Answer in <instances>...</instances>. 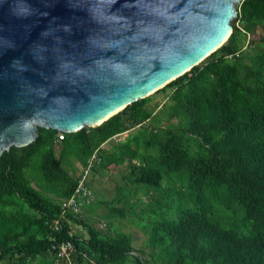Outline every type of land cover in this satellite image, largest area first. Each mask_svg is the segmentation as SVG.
I'll list each match as a JSON object with an SVG mask.
<instances>
[{
	"label": "trees",
	"instance_id": "16d2710c",
	"mask_svg": "<svg viewBox=\"0 0 264 264\" xmlns=\"http://www.w3.org/2000/svg\"><path fill=\"white\" fill-rule=\"evenodd\" d=\"M236 20L218 50L157 91L162 104L150 106L146 97L75 133L38 127L33 143L2 153L0 264L55 258L45 222L81 174L71 160L82 169L94 152L93 174L124 166L126 186L147 199L137 215L149 230L150 258L130 235L102 233L74 217L87 237L72 233L73 264H264V0H243ZM131 131L139 134L112 142ZM172 177L178 180L169 186ZM124 192L117 200L134 214L137 203ZM170 203L175 217L152 215ZM110 213L125 217L121 208ZM71 229L64 221L54 235L68 238Z\"/></svg>",
	"mask_w": 264,
	"mask_h": 264
},
{
	"label": "water",
	"instance_id": "95a60500",
	"mask_svg": "<svg viewBox=\"0 0 264 264\" xmlns=\"http://www.w3.org/2000/svg\"><path fill=\"white\" fill-rule=\"evenodd\" d=\"M242 1L0 0V156L38 127H98L190 71Z\"/></svg>",
	"mask_w": 264,
	"mask_h": 264
},
{
	"label": "rangeland",
	"instance_id": "374dc122",
	"mask_svg": "<svg viewBox=\"0 0 264 264\" xmlns=\"http://www.w3.org/2000/svg\"><path fill=\"white\" fill-rule=\"evenodd\" d=\"M238 6V5H237ZM234 25L236 27L240 26V23L237 21H232L231 25ZM152 98L150 101V106L154 105L155 103L162 104L164 101V94L155 92L152 95L148 96V98ZM161 108V106L159 107ZM158 108V109H159ZM151 123H149L150 125ZM139 134V131H131L129 133L122 134L121 136L114 138L115 140L112 141L115 144H117V141H126L130 137H133L134 135ZM122 143V142H121ZM114 144V145H115ZM117 146V145H115ZM109 149V144L105 146ZM103 147V148H105ZM58 152V149L56 147V150ZM58 154V153H57ZM72 165L75 167L77 173L81 172V168L79 166V163L71 160ZM126 175V170L124 166L116 167V168H109L108 170L101 172V173H92L91 176L88 179L89 187L93 192V200L89 201L87 205L83 206L82 214L80 217L75 218L77 220L83 221L85 224L93 225L95 227L100 228L102 227L100 232H104L110 235H115L117 233H126L127 235L131 236L133 247L134 249L139 253L140 250L144 251V258L148 259L149 257V249L147 247V241H148V228H145L142 226V223L145 222L144 218L138 216L137 214L141 212V209H145V204L147 203V199L143 194L141 193V190L139 188L133 189L126 186V180L124 179ZM176 175V174H175ZM167 181V179H165ZM177 177H172L169 180V186H172L175 182H177ZM165 181V184H166ZM137 189H139L140 192H138L137 195H135V192ZM121 190H124L125 195L128 196L130 193V197H127V200H130L129 202L137 203L138 207L136 208V211L134 214L130 213L131 209L125 205L126 203L123 202L122 198L120 197L121 201L117 200V194ZM133 190V191H131ZM146 199V200H144ZM160 202H163L166 206V200H162ZM162 204V205H163ZM164 205V206H165ZM160 208H157L156 206L153 208L155 213L152 215L158 216V214H161L158 218L163 217L164 215H168L170 219L172 217H175L177 212V204L176 203H170L169 204V211L167 208H162L161 205H159ZM121 208L124 213L125 217H117L113 218L111 216V210L112 209H119ZM147 223H144L146 225ZM72 225V232H76L77 234L81 235L82 238L87 237V231L78 222L71 223ZM109 225V226H108ZM133 254H136L133 252ZM48 264H59V261H56L55 258L48 256L47 258Z\"/></svg>",
	"mask_w": 264,
	"mask_h": 264
},
{
	"label": "built area",
	"instance_id": "2783aa9c",
	"mask_svg": "<svg viewBox=\"0 0 264 264\" xmlns=\"http://www.w3.org/2000/svg\"><path fill=\"white\" fill-rule=\"evenodd\" d=\"M236 18L237 15L234 20H236ZM236 21L238 22L239 20ZM58 139L62 140V136L59 135ZM97 163L98 158L96 152H94L87 161L86 166L82 168L81 174L71 195L61 201L57 216L45 222V225L48 226L50 230L49 253L52 254L60 264H73L72 255L75 252V247L71 240L73 232L69 231L68 238H61V240L54 234L56 232L59 233L62 230L64 221L70 224L73 222L72 220L74 217H80L83 206L93 200V192L89 187L88 179L92 174L94 165ZM100 228L102 227L100 226ZM87 261L90 262L89 260ZM89 264H92V262Z\"/></svg>",
	"mask_w": 264,
	"mask_h": 264
},
{
	"label": "bare ground",
	"instance_id": "6f19581e",
	"mask_svg": "<svg viewBox=\"0 0 264 264\" xmlns=\"http://www.w3.org/2000/svg\"><path fill=\"white\" fill-rule=\"evenodd\" d=\"M121 108H118L117 110L113 111V112H110L108 114H106L105 116H103L102 118H100L99 120L95 121L92 123V125H97L99 123H101L102 121H104L105 119H107L109 116H111L112 114H114L115 112H117L118 110H120Z\"/></svg>",
	"mask_w": 264,
	"mask_h": 264
},
{
	"label": "crops",
	"instance_id": "0c3cea01",
	"mask_svg": "<svg viewBox=\"0 0 264 264\" xmlns=\"http://www.w3.org/2000/svg\"><path fill=\"white\" fill-rule=\"evenodd\" d=\"M83 209V208H82Z\"/></svg>",
	"mask_w": 264,
	"mask_h": 264
}]
</instances>
